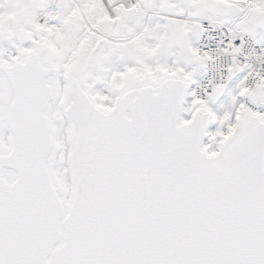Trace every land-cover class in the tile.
<instances>
[{
    "label": "snow or ice",
    "instance_id": "obj_1",
    "mask_svg": "<svg viewBox=\"0 0 264 264\" xmlns=\"http://www.w3.org/2000/svg\"><path fill=\"white\" fill-rule=\"evenodd\" d=\"M0 264H264V0H0Z\"/></svg>",
    "mask_w": 264,
    "mask_h": 264
}]
</instances>
